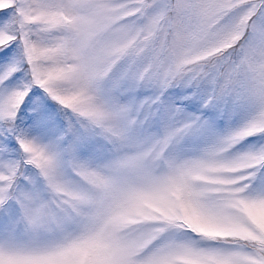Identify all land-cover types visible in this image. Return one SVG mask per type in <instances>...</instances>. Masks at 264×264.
Masks as SVG:
<instances>
[{
  "label": "snow or ice",
  "instance_id": "snow-or-ice-1",
  "mask_svg": "<svg viewBox=\"0 0 264 264\" xmlns=\"http://www.w3.org/2000/svg\"><path fill=\"white\" fill-rule=\"evenodd\" d=\"M0 264H264V0H0Z\"/></svg>",
  "mask_w": 264,
  "mask_h": 264
}]
</instances>
